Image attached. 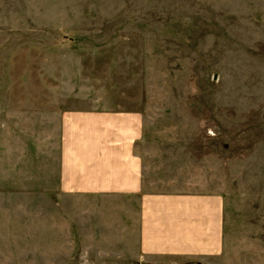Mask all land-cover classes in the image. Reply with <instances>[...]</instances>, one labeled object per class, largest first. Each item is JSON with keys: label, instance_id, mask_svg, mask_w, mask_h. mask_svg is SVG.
Masks as SVG:
<instances>
[{"label": "rangeland", "instance_id": "1", "mask_svg": "<svg viewBox=\"0 0 264 264\" xmlns=\"http://www.w3.org/2000/svg\"><path fill=\"white\" fill-rule=\"evenodd\" d=\"M120 125L143 191L218 195L217 251L145 252L139 194L63 178ZM0 264H264V0H0Z\"/></svg>", "mask_w": 264, "mask_h": 264}, {"label": "crops", "instance_id": "2", "mask_svg": "<svg viewBox=\"0 0 264 264\" xmlns=\"http://www.w3.org/2000/svg\"><path fill=\"white\" fill-rule=\"evenodd\" d=\"M133 124L135 122H132ZM128 125V122H125ZM100 122V127L104 128ZM122 125V124H121ZM113 134L93 132L85 138L83 159L63 165V178L80 174L81 185L91 190H115L139 194V221L141 246L145 252L170 254L217 251L220 246L221 220L218 195L198 193H153L142 190V165L133 150L140 132H125L126 126ZM99 127V128H100ZM133 129V128H131ZM134 130V129H133ZM112 142L111 149L97 153L94 148ZM70 183V184H69Z\"/></svg>", "mask_w": 264, "mask_h": 264}]
</instances>
